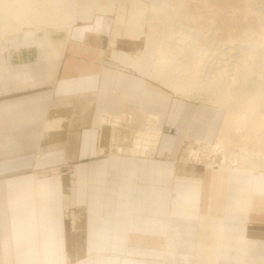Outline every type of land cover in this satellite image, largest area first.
<instances>
[{"label": "crops", "instance_id": "crops-1", "mask_svg": "<svg viewBox=\"0 0 264 264\" xmlns=\"http://www.w3.org/2000/svg\"><path fill=\"white\" fill-rule=\"evenodd\" d=\"M101 25L27 29L1 44L0 264H264V170L182 161L186 137L216 140L219 107L113 61ZM68 110L80 122L71 141L60 131L44 147L51 116ZM122 115L157 143L103 148L106 116ZM66 159L72 173H42Z\"/></svg>", "mask_w": 264, "mask_h": 264}, {"label": "rangeland", "instance_id": "rangeland-1", "mask_svg": "<svg viewBox=\"0 0 264 264\" xmlns=\"http://www.w3.org/2000/svg\"><path fill=\"white\" fill-rule=\"evenodd\" d=\"M50 1L0 0V12L4 11L1 6L8 9V12L5 11L4 15L0 17V47L7 37L22 33L21 29L17 30L16 28L23 19L33 18L32 14H37L41 10L42 4L46 2L52 4ZM58 1L60 3L65 1L76 10L74 13H77L78 17L75 14L73 20L70 21L73 25L89 24L96 20L102 21L101 27L112 38L109 40L113 46L111 52L110 47L109 57L113 61L118 60L113 57V50H116V54H124L127 51L116 46L117 38L131 40L134 49L141 47L142 49L138 52L129 55L134 57V60L140 58L147 70V74L144 75L157 81L159 80L156 79V75L175 74L171 72L179 71L182 64L186 63L188 64L186 76L193 77L197 82L195 86L206 90H210L216 82L228 84L231 90H237L242 87L244 82L253 79L264 81V0ZM23 2H26L27 5H23ZM78 7L84 9L78 11ZM87 7L88 15L84 16ZM102 7H106L108 11L102 10ZM19 9H24V11L21 12ZM57 25H61L59 19L54 20L50 27ZM63 29L60 26L55 28V30ZM166 55H173V59L169 62L162 61L161 58L164 59ZM196 59L200 63L198 69L192 67ZM118 61L135 68L121 60ZM241 61H248L251 65L245 68L241 67L239 65ZM172 62H180L181 65L171 67L169 65ZM217 72L223 74L216 75ZM245 76L247 77L243 78ZM258 76L261 78L258 79ZM231 77H236L235 83ZM216 78H218L217 81L213 82ZM161 84L163 85V83ZM201 97L203 98L204 95ZM185 99L207 105L201 98L185 97ZM214 108L221 112V117L224 116V109ZM69 123L67 121L66 125ZM170 129L171 127L167 131ZM59 131L60 129L54 135ZM253 131L251 128L244 130L243 135L241 133L243 131H237L231 127L224 132L228 136L223 140V146L219 144L220 146L217 147L213 145L218 142L219 131L213 142L186 137L183 142L185 144L182 145L180 159L189 163H204L213 168L240 167L242 169L244 167L251 169V165L248 163L244 164L238 161L237 164L230 161L232 158H240L242 147H248L253 153H256L260 145L264 143L263 133L256 134ZM228 141H232V143L226 144ZM115 142L120 143L118 140ZM72 164L70 159H66L64 163L55 167L60 166L64 172H68L70 167L73 170ZM55 167L42 173H56L54 172L56 171ZM63 171L58 174H64Z\"/></svg>", "mask_w": 264, "mask_h": 264}, {"label": "bare ground", "instance_id": "bare-ground-1", "mask_svg": "<svg viewBox=\"0 0 264 264\" xmlns=\"http://www.w3.org/2000/svg\"><path fill=\"white\" fill-rule=\"evenodd\" d=\"M50 2H52V4H49L48 2L42 4L41 10H39L37 14H32L33 18L23 19L22 23H20V25L16 29L17 30L21 29L22 32L26 31L27 29L55 30V28L60 26L64 29L71 30L73 24H71L70 21L73 20L72 18L75 16V14H77L74 13L76 10L71 8L70 4L66 3L65 1L60 3L58 0H51ZM22 4L27 5L26 2H23ZM1 8H3L2 10L4 11H2V13L0 12V17L3 16L5 11L8 10L5 9L4 6H1ZM83 9L84 8L78 7V11H82ZM102 10L108 11L106 7H102ZM19 11L23 12L24 9H19ZM87 15H88V7L86 8L84 13V16ZM76 16L78 17V14ZM58 19L60 20L61 25L50 27L52 22ZM25 28L27 29L24 30ZM129 54L130 51L128 50L125 51L124 54H116V50H113V57L115 59L121 60L124 63L134 66L137 70H139V72H142L143 74H147V70L144 62L140 58L134 60V57L132 58ZM160 58H158L159 61L162 60L164 62H169L173 59V55H166L164 56V59L161 58V60ZM199 64L200 63H198V59H196V62L195 64H192V67L198 69L200 68ZM180 65H181L180 62H172L169 66L177 67ZM239 65L245 68L247 66H250L251 63L248 61H241ZM187 66H188L187 63L182 64L179 71L171 72V73H175L176 75L175 74L170 75L168 73L167 75H156L155 77L156 79L161 81L164 84V86L169 87L177 95L184 96L186 98H197V99L201 98L205 100L204 102L209 103L211 105L214 104L215 106H219L220 109L225 110L222 124L219 129V137L217 139L218 142L213 146L215 147L220 146L219 144L223 146L224 143L223 140L228 136L224 132L230 129L231 127L235 128V130L237 129V131L238 130L243 131L241 132L243 135H244V130H248L251 128L254 130L253 132L256 134L263 133L262 136L264 137V81L262 82V81H258L257 79H253L249 82H244V84L240 89L231 90L228 84L216 82L218 79L216 78L213 81L216 83L213 84L212 88H210V90H206L205 88H201L200 86L198 87L195 86L197 82L193 79V77H187L188 75L186 76ZM222 74L223 73L221 72L216 73V75H222ZM246 77L247 76L243 78ZM259 78H261V76H258V79ZM235 79L236 77H231L233 83H235ZM203 95L204 97L202 98L201 96ZM108 117L109 116H106L107 126L102 130L101 143L103 148L106 145L108 147V145L111 144V142L113 143V141L118 140L120 142L119 144H121L122 147L121 149L132 148L134 149V151L140 152L144 147L126 145V143L129 141L135 142L136 139L139 138L141 139L147 138L148 140H151L152 143L154 144L157 143L159 138L158 133L151 134L149 131L136 130L132 128V126H130L132 119L131 115H124V116L122 115L121 117H114L116 120H111V118ZM62 121L63 122L69 121L70 123L64 126L63 128H61L60 131H64V133L61 134V132L59 131L62 136L59 135L60 137L57 138L63 139V141H68V142L71 141V137L73 136L72 128L80 124V122L76 118H74L71 114V111L68 110V115L66 117L61 118L60 114L59 115L54 114L53 116H51L47 127L46 135L44 137V147L48 143L50 142L54 143L56 141V139H54L52 135L56 132L57 128L59 127L60 123H62ZM156 122H157L156 117H153L152 115L149 114L147 115V122H146L147 126L149 127L155 126ZM51 137L53 139H51ZM228 143H232V141H228L226 144ZM41 148L43 147L41 146ZM146 151L150 153L153 152L152 148H146ZM239 157L240 158L238 157L232 158L230 162L237 163L238 161H240L241 163L244 164L248 163L251 165V169L253 171L264 170V143L260 145V148L257 149L256 153H253L248 147H242L241 154ZM224 159H226V156H224ZM72 171L73 170L71 168V172ZM54 172L56 173L62 172L61 167L60 166L56 167V171Z\"/></svg>", "mask_w": 264, "mask_h": 264}, {"label": "built area", "instance_id": "built-area-1", "mask_svg": "<svg viewBox=\"0 0 264 264\" xmlns=\"http://www.w3.org/2000/svg\"><path fill=\"white\" fill-rule=\"evenodd\" d=\"M169 132L170 133H172V134H175V135H177L178 133H179V131L175 128V127H171V129L169 130ZM195 161V160H194ZM62 169V168H61ZM63 171V170H62ZM71 172V167L70 168H68V172H64L63 171V173H70Z\"/></svg>", "mask_w": 264, "mask_h": 264}]
</instances>
